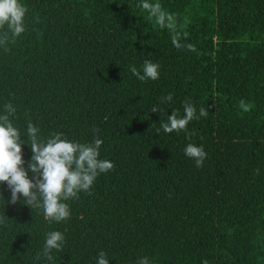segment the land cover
<instances>
[{"label": "trees", "instance_id": "16d2710c", "mask_svg": "<svg viewBox=\"0 0 264 264\" xmlns=\"http://www.w3.org/2000/svg\"><path fill=\"white\" fill-rule=\"evenodd\" d=\"M20 2L24 32L0 26V114L11 104L29 143V121L45 140L100 138L114 167L68 199L59 222L9 203L0 184V264H96L101 250L109 264H264V0H158L174 32L138 0ZM146 59L158 79L130 71ZM185 103L208 114L165 133ZM188 143L204 146L200 167ZM22 152L27 168L30 145ZM52 230L65 240L48 261Z\"/></svg>", "mask_w": 264, "mask_h": 264}, {"label": "clouds", "instance_id": "9594fccd", "mask_svg": "<svg viewBox=\"0 0 264 264\" xmlns=\"http://www.w3.org/2000/svg\"><path fill=\"white\" fill-rule=\"evenodd\" d=\"M137 6L146 10L148 16L154 18L161 28L166 27L175 31L173 17L162 10L158 0H138ZM25 13L26 8L20 0H0V26L6 25L13 37L24 32ZM178 36V33L172 36V44L180 48L182 44ZM184 46L195 50L191 44ZM159 67L157 62L146 59L140 70L131 66L130 71L141 81L156 80L160 75ZM170 100L171 93L163 97L161 102ZM4 109L5 112L0 114V184L6 182L10 190L8 202L14 204L19 200L31 207L42 209L44 217L50 222L65 220L70 216V207L66 201L75 198L81 191L90 190L99 174L114 167L111 160L100 158L102 139L96 138L91 143H81L69 139L62 132H56L45 140L39 137L38 127L29 121L27 124L29 143L21 139L20 129L9 119L8 114L14 113L16 109L11 104L4 105ZM151 111L160 112V108L154 104ZM196 113L195 106L185 103L183 114L178 115L174 109L161 124V128L165 133L186 131L190 121L206 116L208 110L201 107L199 116ZM23 144L30 145L32 152L27 168L23 166L25 163ZM183 151L187 157L195 160L197 167L202 165L207 155L202 144L188 143ZM0 196L3 197L2 194ZM64 240L63 232L49 231L43 244V256L51 261V251L60 250ZM109 260L105 251L97 253L96 264H109ZM138 264H149V260L142 257ZM202 264H207V261H203Z\"/></svg>", "mask_w": 264, "mask_h": 264}]
</instances>
